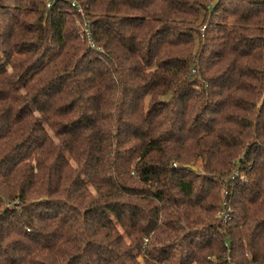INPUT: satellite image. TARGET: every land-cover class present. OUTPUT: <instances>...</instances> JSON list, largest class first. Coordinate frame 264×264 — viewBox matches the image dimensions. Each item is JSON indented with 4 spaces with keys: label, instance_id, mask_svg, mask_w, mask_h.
<instances>
[{
    "label": "trees",
    "instance_id": "trees-1",
    "mask_svg": "<svg viewBox=\"0 0 264 264\" xmlns=\"http://www.w3.org/2000/svg\"><path fill=\"white\" fill-rule=\"evenodd\" d=\"M0 264H264V0H0Z\"/></svg>",
    "mask_w": 264,
    "mask_h": 264
},
{
    "label": "built area",
    "instance_id": "built-area-1",
    "mask_svg": "<svg viewBox=\"0 0 264 264\" xmlns=\"http://www.w3.org/2000/svg\"><path fill=\"white\" fill-rule=\"evenodd\" d=\"M46 7H49V3H46ZM85 32H86L87 36H89V31L87 30V28L85 29Z\"/></svg>",
    "mask_w": 264,
    "mask_h": 264
},
{
    "label": "water",
    "instance_id": "water-1",
    "mask_svg": "<svg viewBox=\"0 0 264 264\" xmlns=\"http://www.w3.org/2000/svg\"><path fill=\"white\" fill-rule=\"evenodd\" d=\"M192 169H195L194 167H192Z\"/></svg>",
    "mask_w": 264,
    "mask_h": 264
},
{
    "label": "rangeland",
    "instance_id": "rangeland-1",
    "mask_svg": "<svg viewBox=\"0 0 264 264\" xmlns=\"http://www.w3.org/2000/svg\"><path fill=\"white\" fill-rule=\"evenodd\" d=\"M47 8V7H46Z\"/></svg>",
    "mask_w": 264,
    "mask_h": 264
}]
</instances>
